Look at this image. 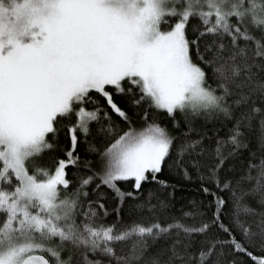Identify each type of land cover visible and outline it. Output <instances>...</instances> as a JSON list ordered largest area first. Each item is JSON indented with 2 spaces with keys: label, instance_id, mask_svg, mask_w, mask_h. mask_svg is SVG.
Returning <instances> with one entry per match:
<instances>
[{
  "label": "snow or ice",
  "instance_id": "snow-or-ice-1",
  "mask_svg": "<svg viewBox=\"0 0 264 264\" xmlns=\"http://www.w3.org/2000/svg\"><path fill=\"white\" fill-rule=\"evenodd\" d=\"M0 264H264V0H0Z\"/></svg>",
  "mask_w": 264,
  "mask_h": 264
},
{
  "label": "trees",
  "instance_id": "trees-1",
  "mask_svg": "<svg viewBox=\"0 0 264 264\" xmlns=\"http://www.w3.org/2000/svg\"><path fill=\"white\" fill-rule=\"evenodd\" d=\"M118 101H119V97L117 98ZM156 115L158 116L159 118V122H161L162 124H169L170 125V120L171 118L169 116H167L163 110H160L159 112L156 113ZM60 143L63 144L65 143V138H64V134L61 133L60 135ZM54 155V153H48L46 152L44 154V156L41 158L45 163H47L49 161V159ZM71 171V169L69 170ZM176 195L177 197H180L182 195H191L190 192H181L180 190H177L176 191ZM109 220H111V218H109Z\"/></svg>",
  "mask_w": 264,
  "mask_h": 264
}]
</instances>
